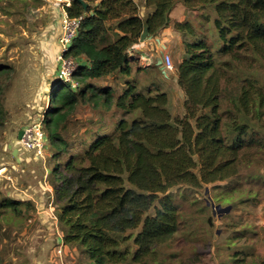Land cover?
<instances>
[{
  "label": "trees",
  "instance_id": "1",
  "mask_svg": "<svg viewBox=\"0 0 264 264\" xmlns=\"http://www.w3.org/2000/svg\"><path fill=\"white\" fill-rule=\"evenodd\" d=\"M83 1L87 8H65L80 20L64 54L77 61L76 85L58 81L43 120L63 242L78 252L76 264L157 263L158 248L189 224L188 191L212 185L218 202L234 203L264 189V0H180L215 38L195 21H173L177 0H143L145 16L135 0ZM145 25L149 37L171 25L182 36L183 116L171 113L161 81H138L151 70L130 54ZM9 70L1 66L0 76ZM81 104L116 107L122 117L72 154L69 117ZM5 115L0 87V127ZM23 206L34 208L0 195V210L21 214ZM250 256L241 248L229 264H248Z\"/></svg>",
  "mask_w": 264,
  "mask_h": 264
},
{
  "label": "rangeland",
  "instance_id": "2",
  "mask_svg": "<svg viewBox=\"0 0 264 264\" xmlns=\"http://www.w3.org/2000/svg\"><path fill=\"white\" fill-rule=\"evenodd\" d=\"M180 4L177 0L176 6ZM68 5L66 0H0V67L10 69L9 74L0 76L1 99L6 112L0 127V178L17 189L29 190L31 200L24 201L34 205L31 209L21 207V214L0 210L1 264H51L52 257H59L57 239L63 233L51 185L53 148L46 138L42 156L25 150L21 162L16 161L12 151L20 148L18 135L21 130L35 123L45 128L43 120L50 106L53 86L58 83L59 38ZM149 11L146 9L144 16ZM186 14L209 38H215L213 27L200 25L196 12L186 11ZM148 38L137 45H141L145 53H152L148 44L143 46L150 40ZM163 56L165 58L166 54ZM170 56L175 68L177 59ZM162 63H159L160 68L151 67L149 74L138 75V81L142 87L150 79L161 81L170 96L171 113L183 116L184 92L166 80L174 69H168L166 64L163 67ZM106 83L116 85L118 90L121 88V82L112 78ZM121 117L116 107L95 110L85 104L79 105L69 117V153H81L94 136L112 132ZM44 131L48 137L46 129ZM212 187L188 191L185 219L189 224L181 226L172 240L158 248L157 263L147 264H229L232 255L241 248L251 252L248 264H264V189L256 188V200L243 194L234 203H220ZM7 188L8 192L12 189ZM6 190L0 181V195L8 197ZM243 227L247 232L239 237ZM71 250L69 254H73L77 263L78 252Z\"/></svg>",
  "mask_w": 264,
  "mask_h": 264
},
{
  "label": "crops",
  "instance_id": "3",
  "mask_svg": "<svg viewBox=\"0 0 264 264\" xmlns=\"http://www.w3.org/2000/svg\"><path fill=\"white\" fill-rule=\"evenodd\" d=\"M138 4H140V15L144 16L146 7L143 4V0H135ZM186 8L180 4L176 6L171 13V18L173 21H184L188 19L187 14H186ZM150 39L147 43H145L143 46H146L147 44L152 48V53H145L144 49H140L141 45H135L133 49L131 50L130 54L133 55H138L140 57V63L142 66L145 68H150L153 66H156L160 68L161 64L160 62H163L162 65L163 67L165 66V58L163 55H172L175 59H177V65L182 61L183 57V46H182V36L180 33H178L174 27L171 25L169 27L163 28L162 30L159 31V33L153 37L150 36ZM171 57V56H170ZM153 58H155V63L153 64ZM160 65V66H159ZM176 65V66H177ZM175 66L174 70L167 76L168 78L166 80H169L173 86L175 85L176 87H179L178 85V72H177V67ZM161 85L163 86L162 82H160ZM163 88V87H162ZM164 87L163 89L167 91ZM181 90V89H180ZM182 91V90H181ZM183 92V91H182ZM185 96V95H184ZM170 98V96H169ZM170 104V103H169ZM19 157L20 160L23 161V155L26 153L25 150L23 151L22 149L19 148ZM1 174V173H0ZM0 181H2L5 184L6 194L8 197L15 199V200H20L24 201L25 199L31 200V195L29 194V190H22V189H17L13 187L10 182H5L0 178ZM7 187H12L11 191L8 192ZM28 197V198H26ZM59 255H57L58 258L52 259L51 261L53 263L51 264H76L75 259L73 257V254H69V252L72 253L71 248L68 246L64 245L63 242V235L60 236V238L57 239V248Z\"/></svg>",
  "mask_w": 264,
  "mask_h": 264
},
{
  "label": "built area",
  "instance_id": "4",
  "mask_svg": "<svg viewBox=\"0 0 264 264\" xmlns=\"http://www.w3.org/2000/svg\"><path fill=\"white\" fill-rule=\"evenodd\" d=\"M80 20L71 18L66 11L62 19V32L59 38L61 56L60 67L58 72L59 81L70 83L73 86L76 82L73 79V74L78 68L77 61L73 58L65 57L64 54L72 45L75 37L78 34ZM165 64L168 69H174L170 56H165ZM46 133L41 123L32 124L23 129L22 139L19 140L20 149L33 152L35 156H42L45 148Z\"/></svg>",
  "mask_w": 264,
  "mask_h": 264
},
{
  "label": "water",
  "instance_id": "5",
  "mask_svg": "<svg viewBox=\"0 0 264 264\" xmlns=\"http://www.w3.org/2000/svg\"><path fill=\"white\" fill-rule=\"evenodd\" d=\"M66 1H68L69 3H71V2H80L84 6V8H87V3L85 1H83V0H66ZM148 35H149V26L145 25L144 32H143V34H142V36L140 38V43H144L145 40L147 39ZM58 81H59V77H58ZM56 85H57V83L53 87H55ZM22 136H23V130H21L19 132L18 139L21 140ZM19 151L20 150L17 149V148L13 149V151H12V155L16 159L17 162H21L20 157H19Z\"/></svg>",
  "mask_w": 264,
  "mask_h": 264
},
{
  "label": "bare ground",
  "instance_id": "6",
  "mask_svg": "<svg viewBox=\"0 0 264 264\" xmlns=\"http://www.w3.org/2000/svg\"><path fill=\"white\" fill-rule=\"evenodd\" d=\"M60 1V0H59Z\"/></svg>",
  "mask_w": 264,
  "mask_h": 264
}]
</instances>
